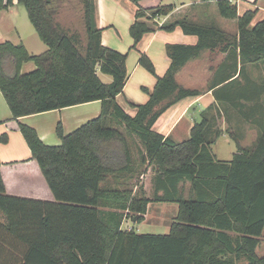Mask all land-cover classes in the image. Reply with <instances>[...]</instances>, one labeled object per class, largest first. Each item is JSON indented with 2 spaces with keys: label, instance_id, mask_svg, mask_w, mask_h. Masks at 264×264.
<instances>
[{
  "label": "trees",
  "instance_id": "16d2710c",
  "mask_svg": "<svg viewBox=\"0 0 264 264\" xmlns=\"http://www.w3.org/2000/svg\"><path fill=\"white\" fill-rule=\"evenodd\" d=\"M16 2L26 8L47 49L31 54L22 42H1L0 91L51 197L7 193L0 161V212L4 216L0 264H238L240 260L264 264V252L258 255L264 231V128L251 148L236 142L228 161L216 159L211 149L221 134L212 129L210 111L218 113L215 102L201 111L202 118L194 121L189 137L182 141L153 128L170 105L199 95L198 90L179 85L176 74L202 51L218 49L234 58L232 64L222 66L224 75L211 89L234 80L231 71L238 69L244 75L245 64L264 60V17L254 21L257 9L238 14L236 4L216 0L220 15L237 21V37L229 40L228 33L219 28L183 19L162 24L150 20L168 14L171 4L137 7L129 27L132 47L145 33L172 31L176 26L195 35L197 42L167 44L170 63L164 75L157 77L151 91L142 87L149 98L140 104L130 102L135 109L130 115L116 102L128 78L126 55L101 43L97 0ZM12 4L13 0H0V12ZM69 19L75 22L68 23ZM27 61L36 67L20 73ZM139 62L155 74L145 54ZM97 68L112 80L103 82ZM245 87L254 91L246 94L256 99L264 91L252 78ZM96 100L101 102L99 115L71 132L64 133L61 122L57 123L58 145L45 144L33 127L18 120ZM210 131L214 136L208 139ZM127 132L136 135L144 147L137 155L130 149ZM0 141H6V136ZM147 158L156 167L153 198L146 196L142 184H136L135 190L125 184L141 174ZM182 181L191 185L188 197L180 193ZM151 201L177 203L178 213L167 233L121 228L128 215L142 222Z\"/></svg>",
  "mask_w": 264,
  "mask_h": 264
},
{
  "label": "rangeland",
  "instance_id": "374dc122",
  "mask_svg": "<svg viewBox=\"0 0 264 264\" xmlns=\"http://www.w3.org/2000/svg\"><path fill=\"white\" fill-rule=\"evenodd\" d=\"M229 1L233 2L237 6L238 2L241 0ZM138 2L143 5L140 6L141 8L155 6L158 3H161V5L174 3L178 9L170 15L166 21L167 23L177 19H183L197 25L227 29L229 32L227 36L229 40H234L237 37L238 29L236 19L222 17L218 11L216 0H139ZM104 4L107 12H110L112 10L111 7L115 6L113 10L117 9L116 16L119 19L115 20L117 23V29L115 32L112 31L113 29L111 24L107 25L106 38L110 39V43H112L110 44L112 45L111 47H117V49H119L117 50L118 52L126 55L125 65L128 73V80L121 93L116 96V102L121 105L128 114L132 115V113H135V109L130 106V102L140 104L148 100L149 93L142 87H146L148 91H151L157 77L164 75L165 72L163 70V64L165 56H167L166 46L167 44L178 43L181 41L182 35L180 32L176 31L177 28L172 31H160L158 38L152 44V51L154 55L153 57H150L148 53L143 51V48L147 43V38L149 37L148 34L145 33L135 47H132L133 39L129 32V27L132 22H130V17H127L126 14L129 13L130 7H133L135 3L131 0H105ZM242 8L243 4L238 5L239 12L242 11ZM150 13L151 11L146 10L147 16H150ZM257 13L258 14L254 17V21L264 17L263 11H259ZM2 14L0 15V36L7 35L4 37H9L8 39L17 41V34L15 35V32L18 30L23 39L22 43L31 41L32 37L34 35L36 36L35 29L28 18L26 8L22 4L15 2L11 6L7 7V10H5ZM70 16L73 17L71 14ZM63 20L65 21V19ZM150 20L154 22L152 18ZM71 22L74 23L75 20L69 19L68 23ZM178 30L185 34L180 26H178ZM84 41L85 39L83 37V43ZM163 41L169 42L164 43L162 53L160 43ZM219 46H221V44ZM142 54H145L153 64L155 74L149 72L146 67L139 62V58ZM193 59L194 60L190 62L189 67V69L193 72L190 78L186 77V74L183 73L176 76V79L182 87L198 90L199 95L202 94V99L200 98L202 102L208 100V91L211 92L210 94H213L214 101L212 102L216 103L215 106L218 108V113L215 109L210 111V113L214 114L212 129H219L221 134L216 138L215 142L211 146V149L215 154L216 159L228 161L231 159L233 155L232 153L236 151V142L244 148H251L264 128V91L257 95V98L259 99H256L253 98V96H249L251 94H246L254 91L246 90L245 87L247 85V79L252 78L258 87L262 86L264 88V60L257 63H247L243 66L245 72L244 75H246L245 77L248 76L247 78H245L241 73L237 76V69V71L230 72V75L234 74V80L229 81L228 83H220L216 86L217 89H211L212 85L216 82L219 83L220 76L224 75V70L221 71L222 66L224 64H232L234 58L232 55L221 53L218 49H216L215 52H209L207 50L202 51L200 56ZM35 67L36 66L33 61L24 62L20 67V73L30 71ZM105 78L109 79L107 76L103 77L102 80ZM149 83H152V85L149 86ZM215 90L217 91L215 92ZM0 94L4 106L7 102L1 91ZM217 94L220 95V97H217ZM242 94H245L248 98L244 99L242 96H239ZM222 96H224V98L228 97V99L225 100ZM184 103V100L173 103L164 111V114L160 117V119L163 118V120L166 121L169 119L174 120L177 114L181 111ZM196 106L201 107L200 103H195L191 106V109H197ZM6 108L9 111L8 104ZM69 111L70 110H67L66 113L68 114ZM190 112L191 110H188V112L179 121L176 130L179 128L182 129L185 124L189 122L192 123L193 120L199 121L202 118L201 113L195 114L193 117ZM48 116L49 115L46 114L37 118L48 119ZM171 120L168 122L170 123ZM58 122H60V119H58L56 125ZM8 123L9 121L7 119L0 123V128L4 129L0 131V138L4 135L6 136V141H0V146L4 149L5 147H3V144H6L10 136L9 129L6 128ZM176 130L175 135H172L174 139L181 141L189 137V130H187L186 133H182L180 136L176 134ZM126 136L133 154L137 155L138 149H144L140 139L136 135L127 132ZM213 136V131H210L208 139H211ZM233 137H235L236 140ZM58 144H60V140ZM16 147L17 144L14 145L13 143H9V146L6 149L10 150ZM140 170L141 174L134 176L132 179L126 181L127 183L125 184L132 187L134 190L137 187L136 184H142L145 189L146 196L153 198L154 174L156 167L154 163L147 158V160L141 165ZM17 172L18 171H15L16 174ZM7 176L11 179L12 175L9 173ZM179 187L182 196L188 197L190 195L191 185L189 181L180 182ZM148 210L149 211L146 210L144 219L140 223L132 221L129 215L124 217L121 228L127 231L133 230L138 233H167L170 224L176 219L178 205L176 202L170 203V201H153ZM0 222L4 223V216L1 212ZM230 234L232 236L237 235V233L233 231H230ZM263 252L264 231L258 248V255H261ZM237 263L245 264L246 262L244 260H240Z\"/></svg>",
  "mask_w": 264,
  "mask_h": 264
},
{
  "label": "crops",
  "instance_id": "0c3cea01",
  "mask_svg": "<svg viewBox=\"0 0 264 264\" xmlns=\"http://www.w3.org/2000/svg\"><path fill=\"white\" fill-rule=\"evenodd\" d=\"M105 0H97V9H98V25L102 29L101 31V43L104 46L111 47L112 43H110V39L106 38V31H107V25L111 24L112 31L115 32L117 29V23L115 20H119L116 16L117 9L113 10L115 6H112V10L110 12H107L104 4ZM205 1H212V0H205ZM16 2V0H13V4ZM233 3V2H232ZM172 5L173 9L166 15H158L154 17L152 20L158 24H162L163 22H166L167 19L170 17V15L178 9V7L174 3H169ZM243 4L242 11H238V5ZM157 5H161V3H158ZM166 5V4H162ZM143 6L139 2L135 3L133 7H130L129 13H127V17H130V22H133L135 19L134 11L137 7ZM156 6V5H155ZM147 7V6H146ZM151 7V6H149ZM257 9V12L263 11L264 12V0H241L237 4V12L238 14H241L243 11L247 9ZM7 10L4 9L0 12V15ZM258 13H256L257 15ZM3 15V14H2ZM2 17V16H1ZM113 17V18H112ZM177 28V30H176ZM175 30L180 32L182 35L181 41L178 43H184V44H195L197 42V37L195 35L190 34H183L180 30H178V26L175 27ZM221 31H224L226 33H229L227 29L220 28ZM160 29H157L153 32L146 33L149 35L147 38V43L145 47L143 48V51L148 53L150 57H153L154 53L152 51V44L153 42L158 38V35L160 33ZM36 36L34 35L32 37L31 41L23 42V44L26 46L27 50L31 54H40L44 52L47 49V46L45 43L39 38L37 32L35 31ZM17 34V41H13L11 39H8L9 37H4L7 35L0 36V43L4 41H10L14 44L22 42V37L19 34V31L16 30L15 35ZM133 41V40H132ZM169 41H163L160 43V48L163 53V45L164 43H168ZM141 43V42H140ZM139 43V45H140ZM29 46V47H28ZM30 48V49H29ZM114 50H119L117 47H111ZM141 49V48H140ZM34 50V51H33ZM142 50V49H141ZM206 51V50H204ZM209 51V50H207ZM159 52V51H158ZM210 52V51H209ZM200 56V55H199ZM196 58V57H195ZM194 59H190L178 72L177 75L180 74H186V77L190 78L191 74L193 73L190 67V62H192ZM155 62V61H154ZM169 59L167 56H165L164 64H163V70L167 69L169 65ZM192 65V64H191ZM98 77L102 80L103 77H109V79L102 80L105 83H108L112 80V77L109 74L102 73L99 68L96 70ZM163 72V73H164ZM237 71V76H238ZM128 80V78H127ZM177 80V79H176ZM127 82V81H126ZM178 82V81H177ZM179 83V82H178ZM126 84V83H125ZM152 83H149V86H151ZM208 95V100L202 102V94L194 97H185L183 99L178 100L182 101L184 100V105L181 109V111L177 114V116L174 118V120H171L170 123L166 120L160 119L164 112L159 116L157 121L155 122L153 128L155 131L163 134L164 136H169L173 140L179 142L177 139H174L172 135H175V130L177 129V126L179 124V121L183 118V116L188 112V110H191V114L194 117L195 114H200L201 111L207 107L212 101H214L213 94ZM1 95V94H0ZM201 98V99H200ZM200 103L201 107L196 106L197 109H191V106L194 104ZM7 107V104H5ZM3 106V101L0 96V123L4 122L5 119H7L10 123L6 125V128L9 129V140L6 142V144H3L4 148H1L0 146V161H1V172L2 176L5 181L6 186V192L12 195H18V196H24V197H33V198H39V199H49L51 197L50 190L48 189L46 182L38 168V165L35 160L30 158V149L24 141L23 136L21 135V132L17 128V122L14 119H11V113L9 114V111L7 108ZM90 105V106H89ZM85 107V108H82ZM9 109V108H8ZM67 110H70L68 114L66 113ZM101 110V102L91 101L87 103H81L69 107H64L61 109H54L49 110L41 113H35V114H29L24 115L20 117L18 120L21 123H24L28 126L33 127L39 138L48 145H58L60 138L57 136L55 132L56 122L58 119H60V122L62 124L63 132L69 133L81 124L85 123L87 120L92 119L99 115ZM48 114V119H39L37 117L41 115ZM133 115V113H132ZM185 124V126L182 129L176 130V134L180 136L182 133H186L187 130H190L193 122ZM4 130L0 128V131ZM7 130V129H5ZM24 141V142H23ZM182 141V140H181ZM61 142V140H60ZM9 143H13L14 145L17 144L16 148L7 150L6 148L9 146ZM15 171H18L17 174ZM12 175L11 179L8 178L7 174L9 173ZM153 201L149 202L147 205V211L150 205ZM174 203V202H170ZM146 216V215H145Z\"/></svg>",
  "mask_w": 264,
  "mask_h": 264
}]
</instances>
